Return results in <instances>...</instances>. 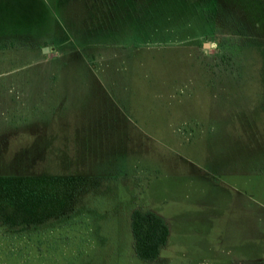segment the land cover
<instances>
[{
	"label": "rangeland",
	"instance_id": "1",
	"mask_svg": "<svg viewBox=\"0 0 264 264\" xmlns=\"http://www.w3.org/2000/svg\"><path fill=\"white\" fill-rule=\"evenodd\" d=\"M0 264H264V0H0Z\"/></svg>",
	"mask_w": 264,
	"mask_h": 264
},
{
	"label": "trees",
	"instance_id": "2",
	"mask_svg": "<svg viewBox=\"0 0 264 264\" xmlns=\"http://www.w3.org/2000/svg\"><path fill=\"white\" fill-rule=\"evenodd\" d=\"M129 218L134 254L142 261L155 260L169 234L166 221L153 211L141 209H133Z\"/></svg>",
	"mask_w": 264,
	"mask_h": 264
}]
</instances>
